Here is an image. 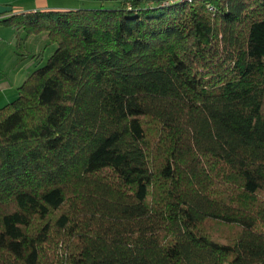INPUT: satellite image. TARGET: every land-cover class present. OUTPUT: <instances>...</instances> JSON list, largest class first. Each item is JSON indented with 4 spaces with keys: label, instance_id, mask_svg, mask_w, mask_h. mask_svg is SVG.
I'll return each instance as SVG.
<instances>
[{
    "label": "trees",
    "instance_id": "16d2710c",
    "mask_svg": "<svg viewBox=\"0 0 264 264\" xmlns=\"http://www.w3.org/2000/svg\"><path fill=\"white\" fill-rule=\"evenodd\" d=\"M117 2L0 18V264H264V0Z\"/></svg>",
    "mask_w": 264,
    "mask_h": 264
},
{
    "label": "rangeland",
    "instance_id": "374dc122",
    "mask_svg": "<svg viewBox=\"0 0 264 264\" xmlns=\"http://www.w3.org/2000/svg\"><path fill=\"white\" fill-rule=\"evenodd\" d=\"M34 0H12L14 14L18 10L29 12L34 7ZM50 10H79V9H99L102 6H117V1L100 2L94 0H51ZM13 31L12 28H7ZM6 30V28L4 29ZM2 31V30H0ZM15 31V30H14ZM22 38H26V33H22ZM6 48V47H5ZM7 50V49H6ZM56 50V46L50 44L47 34L31 36L25 42L24 50H20V56L16 43L14 48L5 51L3 55V67L0 68V75H4L9 82L12 81L10 89L5 87L0 108L15 100L18 97V88L26 81L37 67L45 65L50 56ZM24 58V59H23ZM18 73V74H17ZM17 74V76H16ZM19 75V76H18ZM6 94L9 97H6Z\"/></svg>",
    "mask_w": 264,
    "mask_h": 264
},
{
    "label": "crops",
    "instance_id": "0c3cea01",
    "mask_svg": "<svg viewBox=\"0 0 264 264\" xmlns=\"http://www.w3.org/2000/svg\"><path fill=\"white\" fill-rule=\"evenodd\" d=\"M0 2L8 3L10 5L13 4L12 1H0ZM33 2L35 5H34L33 9H31L30 11H40V10H50L51 9V2H52L51 0H34ZM22 12H25V10L24 11L18 10L16 12V14L22 13ZM5 28H6V30H4ZM7 28L8 27H0V30H2V31H0V68L3 67V65H4L2 61H3V55H4L5 51L10 50V48H12V47L14 48V44L16 43V39H17L16 38V32L13 29H12L13 31H8ZM17 74H16V76H17ZM11 83H12V81L9 82V80L4 75H0V103H1V100L3 99L5 87L10 89ZM8 95L6 94V97H9Z\"/></svg>",
    "mask_w": 264,
    "mask_h": 264
},
{
    "label": "water",
    "instance_id": "95a60500",
    "mask_svg": "<svg viewBox=\"0 0 264 264\" xmlns=\"http://www.w3.org/2000/svg\"><path fill=\"white\" fill-rule=\"evenodd\" d=\"M0 1H12V0H0ZM100 2H108V1H138V2H168L171 0H94ZM14 14L13 5L0 2V18H5Z\"/></svg>",
    "mask_w": 264,
    "mask_h": 264
},
{
    "label": "built area",
    "instance_id": "2783aa9c",
    "mask_svg": "<svg viewBox=\"0 0 264 264\" xmlns=\"http://www.w3.org/2000/svg\"><path fill=\"white\" fill-rule=\"evenodd\" d=\"M171 2H176V3H193L194 0H171ZM210 10H213L212 7H209Z\"/></svg>",
    "mask_w": 264,
    "mask_h": 264
},
{
    "label": "flooded vegetation",
    "instance_id": "af4514ba",
    "mask_svg": "<svg viewBox=\"0 0 264 264\" xmlns=\"http://www.w3.org/2000/svg\"><path fill=\"white\" fill-rule=\"evenodd\" d=\"M8 4V3H7Z\"/></svg>",
    "mask_w": 264,
    "mask_h": 264
}]
</instances>
